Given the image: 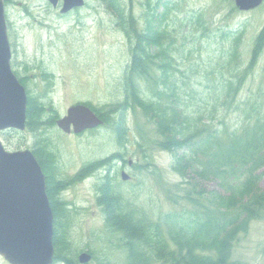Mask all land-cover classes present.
<instances>
[{
	"label": "trees",
	"instance_id": "obj_1",
	"mask_svg": "<svg viewBox=\"0 0 264 264\" xmlns=\"http://www.w3.org/2000/svg\"><path fill=\"white\" fill-rule=\"evenodd\" d=\"M101 1L127 40L129 61L122 77L123 98L100 107L85 105L104 126L112 128L121 148L128 140V112L152 125L153 145L171 155V170L179 177L174 199L168 197L179 209L166 213L165 226H161L160 220L153 221L131 207L132 202L116 189V173L110 169L114 159L126 162V151L117 150L84 165L71 181L107 166L96 187L97 205L107 231L119 237L126 264H237L233 254L241 235L248 233L252 221L264 219V188L260 186L264 178V91L243 92L264 55V23L248 50L240 48L242 29L241 34H222L227 44L213 59L215 66L212 58L208 60L212 70L198 85L204 91L190 82L195 66L189 63L182 68V47L187 41L183 22L195 24L205 36L209 26L203 10L180 19L172 13L177 3L140 0L142 11L136 17L131 4L123 0ZM225 2L236 10L231 0ZM173 18L177 22L172 23ZM39 77L46 82L42 93L32 96L26 89L25 129L35 134L32 153L45 172L42 158L58 169L46 135L59 115L48 98L53 75L41 69ZM151 165L148 162L141 170ZM46 181L53 214V263L78 264L72 257L68 210L64 202L57 207L53 198L67 184L61 181L54 190L50 178ZM209 181L217 188H208Z\"/></svg>",
	"mask_w": 264,
	"mask_h": 264
},
{
	"label": "rangeland",
	"instance_id": "obj_2",
	"mask_svg": "<svg viewBox=\"0 0 264 264\" xmlns=\"http://www.w3.org/2000/svg\"><path fill=\"white\" fill-rule=\"evenodd\" d=\"M139 1L124 0L127 5L131 4L136 17L142 11ZM168 1L170 6L178 4L172 11L178 18L183 19L194 11L203 10L201 12L208 22L205 36H201V30L195 24L183 22L187 41L182 47V68L185 69L189 63L195 66L189 75L190 82L196 89L204 91L207 89L198 85L199 82H205L201 79L212 70L208 60L212 58L211 63L215 66L216 60L213 59L222 53L227 44L222 34L229 31L241 34L242 29L240 48L250 49L253 38L264 23V2L257 9L239 12L233 10L225 0ZM163 7L162 3L160 8ZM4 13L13 72H16L17 78L23 79V86L32 96L44 90L46 82L39 77L40 70L51 73L53 83L48 98L59 116L65 115L68 107L80 102L100 107L123 98L122 77L129 61L128 43L123 33L115 27L113 17L101 0H85L82 8L64 16L46 0H4ZM172 15L169 16V22ZM171 22L177 20L173 18ZM263 69L264 55L245 84V95L264 91ZM136 119L132 112L127 113L129 132L124 151L125 159H132V163L124 167L130 175L128 180L121 181L118 172L117 188L150 219H164L166 213L179 209L168 198L174 199L173 185L178 183L179 178L170 168L171 155L153 145L155 135L152 125L140 117ZM47 131L50 146L58 157V169L53 167L54 174L50 176L45 168L44 174L45 178H50L51 188L54 186L51 181L54 176L67 184L58 194L53 193V190L52 193L56 206L64 202L68 210L72 257L77 259L82 251H90L92 258L87 264H126L119 237L105 228L103 213L96 202L94 184L100 180L101 173L91 172V176L83 180L71 181L86 163L104 158L121 148L113 130L98 127L80 134H65L54 126ZM0 140L10 151L32 150L35 134L26 129L23 132L5 131L0 132ZM146 161L153 165L141 170ZM206 186L217 188L212 181ZM260 186L264 188V178ZM168 188L169 194L165 193ZM233 259L237 264H264V219L251 223L248 233L237 242ZM0 264L9 263L0 257Z\"/></svg>",
	"mask_w": 264,
	"mask_h": 264
},
{
	"label": "water",
	"instance_id": "obj_3",
	"mask_svg": "<svg viewBox=\"0 0 264 264\" xmlns=\"http://www.w3.org/2000/svg\"><path fill=\"white\" fill-rule=\"evenodd\" d=\"M58 0H48L56 6ZM240 11L258 7L263 0H232ZM84 0H63L60 12L81 7ZM3 0H0V131H23L26 123L27 95L10 66ZM90 107L70 106L56 120L62 132L77 134L102 125ZM122 180L128 175L121 174ZM53 214L46 194L45 176L30 150L8 151L0 141V256L10 264H52L54 256ZM82 252L79 264L90 261Z\"/></svg>",
	"mask_w": 264,
	"mask_h": 264
},
{
	"label": "bare ground",
	"instance_id": "obj_4",
	"mask_svg": "<svg viewBox=\"0 0 264 264\" xmlns=\"http://www.w3.org/2000/svg\"><path fill=\"white\" fill-rule=\"evenodd\" d=\"M128 141V140H127ZM126 141V142H127ZM125 142V143H126ZM122 149V150H121ZM117 150H120V151H124V146H123V148H120V149H117ZM116 150V151H117ZM115 151V152H116ZM115 152H113V153H115ZM113 153H111V154H113ZM110 154V155H111ZM109 156V155H108ZM125 156H126V154H125ZM125 156H124V158H125ZM106 157V156H105ZM146 158V157H145ZM100 159H102V158H99V159H97V160H100ZM97 160H94V161H97ZM94 161H92V162H94ZM125 163H123L122 161H120V160H117V159H114L113 160V162H112V164H111V166H110V169H111V173L112 172H114V173H116L117 175H118V172H119V175H120V177H121V174H122V172H125L127 175H128V177H130V175L125 171V169H124V167L126 166V164H128V161L129 160H126L125 159ZM92 162H89V163H86V164H90V163H92ZM131 163V162H130ZM148 162L146 161V163H145V165L147 164ZM85 164V165H86ZM117 164H119L120 165V167L118 168V167H116V165ZM106 168H107V166H99L98 168H97V170H93L92 172H100L101 173V175H104V174H106L107 172H106ZM147 168H149L148 166H147ZM121 170V171H120Z\"/></svg>",
	"mask_w": 264,
	"mask_h": 264
},
{
	"label": "flooded vegetation",
	"instance_id": "obj_5",
	"mask_svg": "<svg viewBox=\"0 0 264 264\" xmlns=\"http://www.w3.org/2000/svg\"><path fill=\"white\" fill-rule=\"evenodd\" d=\"M61 5H62V0H59L58 1V4H57V7H52L53 9H55V10H57L58 11V13L60 14V15H66V14H68V13H70V12H72V11H74V10H77V9H73V10H71V11H69V12H67V13H65V14H62V13H60V8H61ZM56 158H58L57 156H56ZM42 160L46 163V168H47V172H48V174H50V176H52L54 173H53V168H52V166H51V164H50V161H47V160H45L44 158H42ZM128 165H131V163H130V161H128ZM55 170H56V168H55ZM121 171V170H120ZM56 172V171H55ZM52 174V175H51ZM84 178H86V177H82L81 179L83 180ZM80 179V180H81ZM79 180V181H80ZM52 181V183L54 184V186L56 187L57 186V183H59L60 184V180H57V178H56V176H54V180L52 179L51 180ZM62 181V180H61ZM96 184H97V182H96ZM96 184H94V192L96 193V195H97V191H96Z\"/></svg>",
	"mask_w": 264,
	"mask_h": 264
}]
</instances>
